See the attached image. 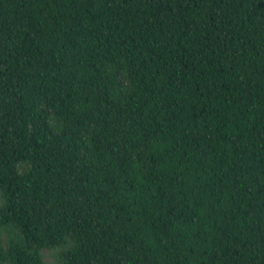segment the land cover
<instances>
[{"label": "trees", "instance_id": "obj_1", "mask_svg": "<svg viewBox=\"0 0 264 264\" xmlns=\"http://www.w3.org/2000/svg\"><path fill=\"white\" fill-rule=\"evenodd\" d=\"M264 264V0H0V264Z\"/></svg>", "mask_w": 264, "mask_h": 264}, {"label": "rangeland", "instance_id": "obj_2", "mask_svg": "<svg viewBox=\"0 0 264 264\" xmlns=\"http://www.w3.org/2000/svg\"><path fill=\"white\" fill-rule=\"evenodd\" d=\"M44 258L48 262V264H56L54 256L51 251H44Z\"/></svg>", "mask_w": 264, "mask_h": 264}]
</instances>
